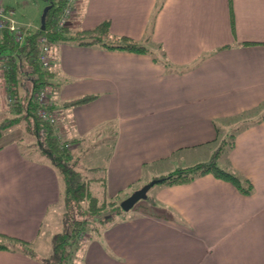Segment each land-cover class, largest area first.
Masks as SVG:
<instances>
[{
    "label": "crops",
    "instance_id": "0c3cea01",
    "mask_svg": "<svg viewBox=\"0 0 264 264\" xmlns=\"http://www.w3.org/2000/svg\"><path fill=\"white\" fill-rule=\"evenodd\" d=\"M26 1L0 3L32 29L36 20L19 12ZM69 2L70 32L107 20L111 34L148 40L165 54L155 61L147 53L51 44V87L45 89L56 135L71 144L80 171L102 173L96 182L104 178L102 192L115 198L210 160L219 141L236 129L232 147L216 161L253 186L242 194L212 174L160 184L148 211L130 209L94 234L77 264H264V0ZM86 94L97 98L61 108ZM8 109L0 82V117ZM235 118L243 125L232 124ZM90 150L102 156V165L84 163ZM191 158L199 161L189 163ZM62 192L61 174L49 159L20 138L0 142V232L28 241L31 252L0 250V264H42L51 246L39 241L45 227L61 223Z\"/></svg>",
    "mask_w": 264,
    "mask_h": 264
},
{
    "label": "trees",
    "instance_id": "16d2710c",
    "mask_svg": "<svg viewBox=\"0 0 264 264\" xmlns=\"http://www.w3.org/2000/svg\"><path fill=\"white\" fill-rule=\"evenodd\" d=\"M43 1L47 3L43 24H39L35 30L27 29L21 42L15 41L14 36L7 29L0 31V82L10 96L8 112L14 116L4 123L3 129H0V137L4 129L24 122L27 125L28 137H31L25 145H28L31 152L34 151L39 156L49 159L60 172L63 181L62 228L51 236V252L41 259V263L77 264L88 240L110 224L125 218L126 215L124 216L123 213L127 211L122 210L120 203L108 198L106 194L103 193L99 197L89 191V181L83 178L77 160L72 158L70 150L63 145L64 141L61 142L56 135V126L36 115L37 105L31 93L44 87L48 83L46 78L50 75L49 68L43 69L36 60L41 45L40 37L46 36L50 45L63 42H71L79 46L97 45L106 50L147 53L152 55L155 61L157 56L148 46V40L141 42L129 36L111 34L107 20L74 32H70L66 27L57 29L56 20L63 9L69 6V0ZM252 43L254 42H244L246 45ZM157 48L161 49L159 45ZM161 55L165 57L164 52H161ZM163 64L167 65L165 61ZM26 85H29L28 89ZM25 89L28 90L29 95L26 99L20 93ZM96 98L97 94L82 95L62 102L61 108L86 104ZM49 109L54 110V107L50 105ZM234 137L235 131L222 138L210 160L177 168L160 176L162 181L159 183L183 184L196 177L212 174L218 179L230 182L242 194H250L253 186L249 179L233 170L221 167L216 161L218 155L232 147ZM100 179L101 184L104 185V178ZM148 202L150 206L155 203L152 199ZM15 249H22L31 254L28 241L0 232V250Z\"/></svg>",
    "mask_w": 264,
    "mask_h": 264
},
{
    "label": "rangeland",
    "instance_id": "374dc122",
    "mask_svg": "<svg viewBox=\"0 0 264 264\" xmlns=\"http://www.w3.org/2000/svg\"><path fill=\"white\" fill-rule=\"evenodd\" d=\"M68 4H70L71 5V3L69 2ZM19 12H21V13H25V14H27V17L29 18V17H31V18H33V19H35L36 20V27H34V28H32L33 30H35V29H37L38 28V26H39V23H40V17H41V15H42V12L44 11V9L46 8V5H45V2L43 1V0H27L26 2H24L23 3V5H19ZM70 13H71V7H70ZM70 13H69V15H70ZM69 15H68V18H67V23H66V25H65V27L67 28V26L69 25L68 24V20H69ZM19 23V22H18ZM20 24V23H19ZM20 25H22V24H20ZM23 26V25H22ZM24 27V32L28 29L27 27H25V26H23ZM30 27H31V25H29V30H30ZM76 31V30H75ZM48 40V39H47ZM49 42V41H48ZM151 49H153L154 50V53H155V55L156 56H158L159 58L161 57L162 58V55H161V50L159 49V48H157V46H155V45H152V47H151ZM51 67V66H50ZM48 84H49V82L48 83H46V85H47V88L48 87H51V86H48ZM46 85H44V87H41V88H39L38 90H43L44 91V93H45V96H46V99H47V101H48V103H50L51 105H52V103H51V99H50V96H49V93H48V91L45 89L46 87ZM28 87H29V85H26V89H28ZM26 89L23 91H21L20 93L22 94V96L26 99L29 95H28V90L26 91ZM37 91V90H36ZM36 91H32V98H34V96H35V93H36ZM8 97H10L9 96V94H8ZM33 101L35 102V100L33 99ZM10 100H9V105H10ZM37 108V107H36ZM249 114V113H248ZM37 115V114H36ZM245 115H247V114H245ZM12 117H14L13 115H10V114H7L6 116H2V117H0V129H3V125H4V123L8 120V119H11ZM241 119H239V118H235V119H231L230 121H231V123L232 124H234V125H237V126H241V125H243L242 123H241V121H240ZM56 125V124H55ZM234 130H236V129H233V130H231V131H233L234 132ZM27 132H28V130H27V125L24 123V122H20V123H17V124H15V125H13V126H11V127H9V128H6V129H4V133H3V135H2V138H0V142H3V143H7L9 140H12V139H16V138H20V139H22L23 140V142L24 143H27L28 141V139H30L29 137H28V134H27ZM222 134H224V133H222ZM219 136H222L221 134L219 135ZM59 139H60V136H59ZM60 141L62 142V140L60 139ZM63 144H65L64 142H63ZM71 144L69 143V147H67L69 150H70V153H71V156H72V158L74 159V157H73V154H72V152H71V146H70ZM91 151V150H90ZM103 152H107V150H102V152L101 153H103ZM93 153H94V150H92L86 157H85V160H84V163H94L92 160H91V162H88L89 160L88 159H95L96 161H97V163H99L100 165H102L103 164V159H102V156H101V158L100 157H97V156H92L93 155ZM199 157V156H198ZM198 159V158H197ZM196 158H191V160H189V163H194V162H198L199 160H197ZM200 159H204L203 157L202 158H200ZM85 161H87V162H85ZM201 161V160H200ZM222 167V166H221ZM98 170H100V169H98ZM82 173V172H81ZM83 174V178L84 179H86V180H88L89 181V191L92 193V194H94V195H97V196H99V197H101L102 196V194H103V192H102V188H101V184H99V183H97L96 181L98 180V176H99V174H102V173H99V172H97V171H93V169H90V171H88V172H86V173H82ZM155 179V178H154ZM152 180V179H151ZM151 180H149V181H151ZM148 181V182H149ZM147 183V182H146ZM158 186H160V183H155L153 186H151L150 187V189L148 190V192H147V199L146 198H143V199H140V200H138L135 204H134V206L131 208V210H132V212H134V211H143L144 212V210H146V211H148L149 209H150V205H148V201H150V199H151V194L153 193V190H155ZM141 187V186H140ZM99 189V190H98ZM130 191H132V189H128V190H126V191H124V192H122V193H120L119 195H117V197H115V198H113V200H115V202H117V203H120V201L121 200H123L124 198H126V197H128L129 195H130V193H132V192H130ZM134 191V190H133ZM112 199V198H111ZM144 206H146L145 208H143ZM123 210V209H122ZM154 210H156V209H154ZM157 210H158V208H157ZM159 213H162V214H165L164 212H163V210L162 209H159V211H158ZM131 214V212L128 210V212H126V213H123L124 214V216L126 215V214ZM62 228V223H59V226H58V228H55V229H51L50 228V226H47V227H45L43 230H44V235H43V239H41L39 242H40V246H42V243H43V241L45 242H47L48 243V241H49V244L47 245L46 244V248H48V250L50 249V240H49V237H51L55 232H57V231H59L60 229ZM45 249H42V250H39L38 248H37V252L38 253H40V254H43L42 252L44 251Z\"/></svg>",
    "mask_w": 264,
    "mask_h": 264
},
{
    "label": "built area",
    "instance_id": "2783aa9c",
    "mask_svg": "<svg viewBox=\"0 0 264 264\" xmlns=\"http://www.w3.org/2000/svg\"><path fill=\"white\" fill-rule=\"evenodd\" d=\"M15 9L7 7L0 3V31L7 29L13 36L15 41L21 42L24 37V27L20 25L15 19ZM70 13V6H66L59 18L56 20V28L61 29L65 27L67 18ZM40 49L36 60L43 69H48L51 66L50 59V48L51 45L48 42L46 36L40 37ZM37 105L36 114L37 116L52 125L57 122V117L54 110H50L45 93L43 90H38L33 98ZM10 100V97H9ZM66 148L69 147L68 143L63 144Z\"/></svg>",
    "mask_w": 264,
    "mask_h": 264
},
{
    "label": "water",
    "instance_id": "95a60500",
    "mask_svg": "<svg viewBox=\"0 0 264 264\" xmlns=\"http://www.w3.org/2000/svg\"><path fill=\"white\" fill-rule=\"evenodd\" d=\"M45 11H46V9L44 10L43 15L41 17V24H43V21H44ZM161 181H162V178H155V179H152L151 181L143 184L138 189H135L128 197H126L120 201V207L124 211L130 210L138 200L146 198L147 192L151 186H153L155 183H159Z\"/></svg>",
    "mask_w": 264,
    "mask_h": 264
}]
</instances>
